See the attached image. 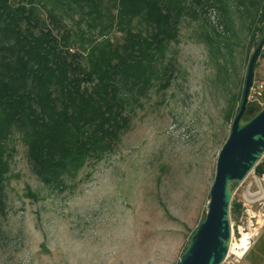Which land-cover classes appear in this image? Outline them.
Here are the masks:
<instances>
[{"label":"rangeland","instance_id":"rangeland-1","mask_svg":"<svg viewBox=\"0 0 264 264\" xmlns=\"http://www.w3.org/2000/svg\"><path fill=\"white\" fill-rule=\"evenodd\" d=\"M200 15L218 25L216 9ZM243 18L221 59L227 71L197 39L203 21L186 18L173 45L179 72L172 86L152 92L115 151L86 165L67 190L45 186L21 137L11 140L0 264H177L207 214L218 155L262 36L250 44ZM77 21L68 23L80 32ZM254 81H264V49ZM234 203L264 224V177L251 172L234 188Z\"/></svg>","mask_w":264,"mask_h":264},{"label":"trees","instance_id":"trees-1","mask_svg":"<svg viewBox=\"0 0 264 264\" xmlns=\"http://www.w3.org/2000/svg\"><path fill=\"white\" fill-rule=\"evenodd\" d=\"M209 9L218 25L201 17ZM244 15L255 44L264 0H0V217L15 136L40 181L67 190L115 151L152 92L172 86L186 18L203 21L197 39L227 71L221 59ZM76 17L80 32L68 23ZM262 109L250 102L245 118Z\"/></svg>","mask_w":264,"mask_h":264},{"label":"water","instance_id":"water-1","mask_svg":"<svg viewBox=\"0 0 264 264\" xmlns=\"http://www.w3.org/2000/svg\"><path fill=\"white\" fill-rule=\"evenodd\" d=\"M264 49V27L250 58L240 108L217 160L206 216L187 244L177 264H222L231 243V209L234 186L251 172L264 177V108L246 119L256 66ZM242 208L240 203H235Z\"/></svg>","mask_w":264,"mask_h":264},{"label":"built area","instance_id":"built-area-1","mask_svg":"<svg viewBox=\"0 0 264 264\" xmlns=\"http://www.w3.org/2000/svg\"><path fill=\"white\" fill-rule=\"evenodd\" d=\"M250 97H255L259 105H264V81H254ZM254 215H240L231 221V243L226 259L222 264H244L262 232L264 224L254 222Z\"/></svg>","mask_w":264,"mask_h":264},{"label":"crops","instance_id":"crops-1","mask_svg":"<svg viewBox=\"0 0 264 264\" xmlns=\"http://www.w3.org/2000/svg\"><path fill=\"white\" fill-rule=\"evenodd\" d=\"M246 258L247 264H264V231Z\"/></svg>","mask_w":264,"mask_h":264}]
</instances>
